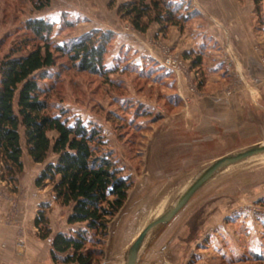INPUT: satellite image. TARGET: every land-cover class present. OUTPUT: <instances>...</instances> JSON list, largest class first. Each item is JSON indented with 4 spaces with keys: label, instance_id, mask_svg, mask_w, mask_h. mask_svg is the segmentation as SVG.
<instances>
[{
    "label": "rangeland",
    "instance_id": "rangeland-1",
    "mask_svg": "<svg viewBox=\"0 0 264 264\" xmlns=\"http://www.w3.org/2000/svg\"><path fill=\"white\" fill-rule=\"evenodd\" d=\"M34 1L0 0V59L10 51L24 53L40 43L26 27L31 19H43L51 24L49 41L53 45L68 44L93 29L112 32L104 55L103 75L79 71L66 55L55 53V64L47 69V76L41 81L51 112L64 114L69 123L79 118L88 127L98 128L104 142L103 150L111 154L122 175L132 180L126 206L109 221L103 244H97V236L89 232L92 244L88 247L102 248V255L95 263L101 264L110 233L116 237L111 255L117 257L146 214L173 185L185 181L214 157L263 140V119L253 120L248 116L247 122L241 124L240 134L220 130L213 141L196 148H179V156L173 157L176 162L165 163L167 170L162 172L157 167L158 157L148 160V156L163 147L164 141L160 140L166 139V135H180L183 126L187 128L194 120L190 98L196 95V89H214L213 74L207 64L214 57L230 63L231 53L223 51L222 47L216 49L219 43L208 41L204 34L206 28L213 33L217 30L222 43H227L223 26L211 20L212 24L205 27V18L193 9L191 0H171L182 6L183 12H194L181 29L170 25L161 32L159 25L153 22L144 33L135 31L127 20L118 16L116 7L126 0H50L49 5L40 10L34 7ZM252 20L256 27L264 28V0L258 11L253 1ZM171 27L176 30H169ZM197 40L205 45H193ZM206 48L212 50L204 52ZM197 57L200 58L198 63L195 62ZM215 85L225 86L219 91L220 95L232 92L231 84L227 87L221 83ZM186 105L190 108L185 111ZM221 111L217 118L223 117ZM224 133L231 134L232 138L225 140ZM52 135L50 132L49 136ZM21 146L26 169L18 175L15 189L10 184L0 183L2 208H20L18 204L22 203L21 211L31 220L41 204H46L51 234H74L84 229L85 223H67L71 206L61 205L55 199L51 185L35 186L34 181L46 163L35 165L30 161L23 137ZM52 160L54 156L50 153L47 161ZM148 166L151 173L156 172L155 181L144 178ZM145 186H151L154 191L149 190L153 194L151 201L140 207L137 198L141 195L140 188ZM29 189L36 190L38 199L42 200L35 207ZM200 200L202 204L182 231L173 238L168 237L176 234L175 226L168 231L144 264H264V157L220 176ZM12 213L9 210L1 212L0 222L13 223ZM41 241L48 249L50 239ZM2 257L0 263H4ZM7 264L55 263L24 258L23 261L8 260Z\"/></svg>",
    "mask_w": 264,
    "mask_h": 264
},
{
    "label": "trees",
    "instance_id": "trees-1",
    "mask_svg": "<svg viewBox=\"0 0 264 264\" xmlns=\"http://www.w3.org/2000/svg\"><path fill=\"white\" fill-rule=\"evenodd\" d=\"M256 10L261 0H253ZM50 0H35L38 10ZM171 0H126L116 7L121 19L144 33L151 23L164 32L170 26L180 29L194 12H183ZM26 27L40 41L27 52L10 51L0 59V181L15 189L23 170L21 138L34 163H46L35 179L37 187L51 185L55 199L71 206L68 224L85 223L74 234H51L46 204L34 218L40 239H50V257L55 264H95L102 248L95 250L89 232L102 245L111 218L125 202L132 185L111 156L103 150L104 142L98 128L88 127L81 119L69 123L64 114L51 112L41 81L47 69L55 64V53H62L79 71L103 75L104 55L112 32L93 29L68 44L53 45L52 30L43 19H31ZM200 58H196V63ZM63 111H61L62 113ZM53 135L50 137L49 133ZM54 160L47 161L49 154Z\"/></svg>",
    "mask_w": 264,
    "mask_h": 264
},
{
    "label": "crops",
    "instance_id": "crops-1",
    "mask_svg": "<svg viewBox=\"0 0 264 264\" xmlns=\"http://www.w3.org/2000/svg\"><path fill=\"white\" fill-rule=\"evenodd\" d=\"M191 3L193 9L205 18V27L212 24L211 20H216L223 26V34L227 43H222L217 30L213 33V30L206 28L204 34L208 41L219 43L216 49L222 47L223 51L227 50L231 54L229 53L230 63L214 57L210 61L211 63L207 64L210 73L213 74L211 77L215 81H213L214 89L212 91L196 89L195 98H190L192 107L190 113L193 115L195 123L202 122L203 124V120L206 119L208 125L216 124L220 127L223 126L224 130L229 133L236 131L240 134L243 129L241 124L247 122L246 117L252 112L259 113L261 110L258 101L262 100L264 93V28L256 27L252 20L253 0H191ZM175 28L171 27L169 30H176ZM198 40L193 45L198 47L205 45L204 42ZM207 47L212 48L210 45ZM209 50L212 49L206 48L204 52ZM201 52L204 55V52ZM206 82L210 84V82ZM217 83L225 84L226 87L231 84L233 86H231V94L220 95L219 91L225 86L218 88L215 85ZM190 106L186 105L185 111ZM217 109L220 111L223 109L221 111L222 118L216 117L217 114H220ZM29 159L31 161L30 157ZM24 164L19 176L26 169ZM34 164L40 165V163ZM0 183L5 184L6 182L0 181ZM34 189L37 188L34 187ZM29 192L32 195L30 200L33 201L35 207L42 200L38 199L36 190L29 189ZM21 194L25 195V193ZM18 205L20 208L13 209V206L2 208L0 204V213H6L7 210L12 211L14 220L9 225L0 222V256H3L1 259L4 262L0 264H7L8 260L23 261L24 258L33 262L51 261L50 245L48 249H45L41 239L34 235L36 231L33 224L34 214L30 220L29 215L23 214L21 211V207L24 205L22 203Z\"/></svg>",
    "mask_w": 264,
    "mask_h": 264
},
{
    "label": "water",
    "instance_id": "water-1",
    "mask_svg": "<svg viewBox=\"0 0 264 264\" xmlns=\"http://www.w3.org/2000/svg\"><path fill=\"white\" fill-rule=\"evenodd\" d=\"M258 103L261 105V108H263L262 111L259 113L252 112L249 116L253 120L261 118L264 123V98ZM205 120H203V124L202 122L195 123L196 121H192L187 128L183 126V132L180 135L178 134L179 136L166 135V139L160 140L161 142L164 141L162 142L163 147L161 146V149L155 152L156 154L153 156L150 154L148 160L158 157L157 167L160 168L159 170H162V172H165L167 170L165 163L169 161L176 162V159H173V157L179 156V148L186 150L187 148L199 147L200 145L215 140L220 130L225 131L223 126L220 127L216 124L208 125ZM257 122L259 123V121ZM222 135L225 137V140H230L232 138V135L229 133H224ZM220 139L223 140V138ZM165 142L166 147L164 146ZM159 143L160 142H158V144ZM263 157L264 139L249 145L245 144L236 150L227 151L214 157L192 173L185 181L179 182L175 186L173 185L158 202H156L155 207L149 211V214H146L141 225L131 235L128 244L117 257L111 255L116 237L114 233H110L105 248L104 260L101 264H144L152 254H154L153 251L155 247L160 243L162 238H165V234L168 233V231L175 226L176 234H174V236L169 235L170 237L168 238L176 237L179 232L182 231L181 229L184 224L202 204L201 200L198 201L199 198H201L203 193H205L220 176L242 164ZM150 171L148 166L147 172H145L144 175L146 177L144 178H146V181L148 179L155 181L156 172L155 170L153 173ZM142 188L143 187L140 188L141 195L137 198L140 207H143L144 203L151 201L150 199L153 195L151 191H154L153 188L150 189L151 186ZM149 190L151 191L149 192ZM143 200L144 202H142ZM127 201L128 196L117 214H115L116 216L114 215L115 217L123 211ZM154 201L153 199L152 202ZM169 242L170 239L168 242L166 240L167 244H169Z\"/></svg>",
    "mask_w": 264,
    "mask_h": 264
}]
</instances>
